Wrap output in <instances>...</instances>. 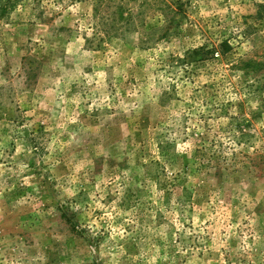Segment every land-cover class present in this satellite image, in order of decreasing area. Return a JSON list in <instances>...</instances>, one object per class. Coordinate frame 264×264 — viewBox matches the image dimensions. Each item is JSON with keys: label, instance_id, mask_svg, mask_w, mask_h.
<instances>
[{"label": "rangeland", "instance_id": "1", "mask_svg": "<svg viewBox=\"0 0 264 264\" xmlns=\"http://www.w3.org/2000/svg\"><path fill=\"white\" fill-rule=\"evenodd\" d=\"M10 1L0 264H264V0Z\"/></svg>", "mask_w": 264, "mask_h": 264}, {"label": "trees", "instance_id": "2", "mask_svg": "<svg viewBox=\"0 0 264 264\" xmlns=\"http://www.w3.org/2000/svg\"><path fill=\"white\" fill-rule=\"evenodd\" d=\"M9 5H13L12 2L10 0H8V3L4 6V4H2L1 0H0V9H5L6 7H8Z\"/></svg>", "mask_w": 264, "mask_h": 264}]
</instances>
